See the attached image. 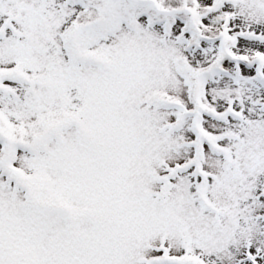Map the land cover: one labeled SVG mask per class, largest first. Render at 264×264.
I'll use <instances>...</instances> for the list:
<instances>
[{
    "label": "snow or ice",
    "instance_id": "6c2138e0",
    "mask_svg": "<svg viewBox=\"0 0 264 264\" xmlns=\"http://www.w3.org/2000/svg\"><path fill=\"white\" fill-rule=\"evenodd\" d=\"M0 264H264V0H0Z\"/></svg>",
    "mask_w": 264,
    "mask_h": 264
}]
</instances>
